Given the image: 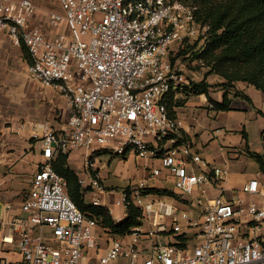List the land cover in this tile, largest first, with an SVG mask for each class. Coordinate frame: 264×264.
I'll return each mask as SVG.
<instances>
[{
    "label": "built area",
    "instance_id": "built-area-1",
    "mask_svg": "<svg viewBox=\"0 0 264 264\" xmlns=\"http://www.w3.org/2000/svg\"><path fill=\"white\" fill-rule=\"evenodd\" d=\"M57 1L62 13L45 14L61 31L46 35L30 29L34 0H0V31L28 49L30 75L57 90L71 111L62 131L22 128L40 142L45 162L21 214L0 222V264H264V182L255 177L242 188L259 205L225 198L228 169L203 159L183 131L178 107L169 106L181 82L171 54L207 38L209 26L197 20V9L184 0ZM77 150L86 152L92 191L103 190L99 153L133 154L160 161L184 201L150 193L154 186L146 181L131 183L121 195L125 217L116 222L126 220L131 205L144 222L112 237L77 208L53 168L60 154ZM161 177L156 168L149 180ZM210 188L219 194L213 197ZM91 204L105 207L98 198Z\"/></svg>",
    "mask_w": 264,
    "mask_h": 264
},
{
    "label": "crops",
    "instance_id": "crops-1",
    "mask_svg": "<svg viewBox=\"0 0 264 264\" xmlns=\"http://www.w3.org/2000/svg\"><path fill=\"white\" fill-rule=\"evenodd\" d=\"M34 4L37 12L30 21V29L38 30L46 35H54L60 32L61 29L50 26L48 17L45 14V11L62 13L60 3L57 0H34ZM30 63L31 58L28 49L24 45H14L9 35L0 31V145H4L3 148H0V166L3 165L4 159L9 160V155L15 156L13 160L14 167H11L13 174L11 175L16 180L21 179L20 177L23 176L20 172L16 173L15 170L22 161L18 158L21 150L25 147L24 145H32L34 150L37 148L42 157L40 142L31 141L28 132L22 129L24 125L45 124L56 131H62L66 128L71 114L66 101V107H62L60 102L56 104L54 98L53 112L50 113L54 117L53 122H50V124L45 123L47 112L40 105H44L46 97L44 91L34 87L35 79L27 72ZM8 85L11 86V89H7ZM237 90L248 96L253 105L241 97H237L234 98L233 103L235 110L217 112L211 110V104L207 97L202 95L197 97L199 101L190 98L184 106L178 107L176 112L182 123L183 131L194 141L195 147L199 150L203 159L208 163L228 169L229 173L222 184V187L226 190L225 198L230 199L234 191H239L240 199L250 202L255 198L244 194L242 192L243 186L255 177L264 182V173L252 157L253 154H264L262 139L264 117L259 114V112L264 113V93L244 83H238ZM223 94V92L219 93L218 97L214 99L222 101ZM229 97L233 99L232 94ZM57 110H59L60 116H58ZM63 115L66 116L65 121L60 118ZM31 120L35 122L29 123ZM85 154V150L73 151L69 155L68 162L71 169L79 176L80 183L86 191V199L91 204L96 197L95 191L90 189L92 178L85 169ZM105 157H109L108 170H106L107 167L103 162ZM114 159L120 160L117 163L116 170L111 169ZM98 160L101 166L97 164ZM127 161H131L134 164L133 168L136 170L144 165L145 170L140 171V176L143 179L146 177L149 179L152 171L149 166L154 163L152 159H141L133 154L124 159L115 158L107 153L97 155L96 170L100 175L101 184H106L111 189L110 193L114 191L112 187H117L112 176L119 178ZM78 162L83 163L81 171L76 166ZM137 162L140 163V166L136 165ZM41 164H38L36 172ZM252 164H255L256 168L251 172ZM156 168L162 169V177L160 181L155 182L154 188L172 190L174 179L170 172L158 165L154 166V169ZM132 181V183H136L143 180L134 179ZM164 183H169L171 187L164 185ZM128 186L125 185L122 188L119 207L112 208L106 204L104 198L101 199L115 221L125 217L126 209L121 204V195ZM29 191L23 190L17 183L0 187V205L2 207L0 222L10 221L21 214V207ZM210 191L213 197L220 192L212 188H210ZM89 195L91 199L88 198ZM176 202L183 203L178 200Z\"/></svg>",
    "mask_w": 264,
    "mask_h": 264
},
{
    "label": "trees",
    "instance_id": "trees-1",
    "mask_svg": "<svg viewBox=\"0 0 264 264\" xmlns=\"http://www.w3.org/2000/svg\"><path fill=\"white\" fill-rule=\"evenodd\" d=\"M186 4L195 7L197 20L209 26L205 44L187 41L180 50L188 49L195 52V58L207 62L212 72L226 80L223 100L217 101L210 95V85L206 83H191L185 87L187 99H175L180 92H172L169 106L182 107L192 96L205 95L212 105V110L227 112L235 110L234 98L241 97L249 104L252 100L237 90L238 83L255 87L264 93V0H184ZM202 46V47H199ZM187 54V52H183ZM183 91V92H184ZM233 95V99L229 95ZM192 95V96H191ZM189 96V97H188ZM264 117V113L259 112ZM264 143V132L262 134ZM260 170L264 173V154L252 155ZM69 155L60 154L53 162L54 170L67 181V193L77 208L86 216L95 219L112 237L130 233L133 228L144 222L141 209L131 205L127 210V218L117 223L105 207H93L86 199L77 173L69 166ZM150 193L158 196H168L178 201H184L174 190L149 188Z\"/></svg>",
    "mask_w": 264,
    "mask_h": 264
},
{
    "label": "rangeland",
    "instance_id": "rangeland-1",
    "mask_svg": "<svg viewBox=\"0 0 264 264\" xmlns=\"http://www.w3.org/2000/svg\"><path fill=\"white\" fill-rule=\"evenodd\" d=\"M185 2V1H184ZM84 41H88L90 38L89 37H85L82 38ZM187 45L185 47V51L187 52V54H183V49L179 50V51H175L171 54V61L173 66L176 68L177 74L179 75V77H181V82H180V88L179 91L176 95H175V99H181V100H185L187 99L186 93H185V87H189L191 85V83H206L207 85H210V95L212 98L218 97L219 93L224 91V88H226V86L228 85L226 80L223 79L221 76H219L218 74L212 72V68L210 66H208L207 62H203L202 60H198L195 58V52H197V50L199 49H195L194 51H191L190 49H188ZM194 46V41H192V43L190 44V47ZM202 47V46H199ZM27 72L30 75L29 72V67ZM32 77V76H31ZM34 87L44 91L45 94V102L44 105L41 104L40 106L43 107L44 110H46V114H47V118L45 120V123L50 124V122H53L54 117H52L50 115V113L53 112V104H54V98H55V102L56 104L60 102V104L62 105V107H66V102L64 100V98L56 91L54 90L52 87L47 86L39 81L34 80ZM7 89H11V86H7ZM184 91V92H183ZM192 96V95H191ZM189 97V96H188ZM198 96H192L190 98L195 99L196 101H199V99L197 98ZM170 99V98H169ZM42 109V108H41ZM40 109V110H41ZM58 116H60V112L59 110L56 111ZM51 116V117H49ZM62 120H66V116L63 115L62 117H60ZM49 120V121H47ZM35 122L34 120H31L29 123H33ZM43 132L40 131V136H42ZM34 141L35 140H32ZM4 145H0V148H3ZM24 149L21 150L19 158L20 163L19 166L16 167V173L20 172L21 179L16 180L13 178V172L11 171V167H14L13 164V160L15 159V156L13 155H9V160L10 162H8L9 160H3V165L0 166V187H4V186H8V185H12L14 183H17L20 185V187H22L23 190H30V183L32 181V179L34 178L35 172L37 170V166L40 163H44L45 160L41 157L39 151L37 150V148H35L32 145H24ZM108 160L109 157H105L103 162L106 165V170L109 169L108 167ZM118 161H120L119 159H114L112 161L111 164V169L112 170H116L117 168V163ZM154 162V163H153ZM153 164H150V170L154 169L155 165H158L160 167H162V164L160 163V161L158 160H153ZM97 164H99L101 166L100 161H97ZM140 163L137 162L136 165H139ZM143 165V164H142ZM77 168L79 171L82 170L83 168V163L82 162H78L76 164ZM140 166V165H139ZM134 164L131 163V161H127L125 163V166L123 168L122 175L117 178L116 176H112V179H114L117 187H112L114 189L113 192L110 193L109 187L106 184L102 185L103 190L99 191L97 189H95V197L98 199H103L105 200L106 204L109 205L110 207L114 208V207H119L120 203V194L122 191V188L125 185H130L133 181L132 180H143L146 181L147 183H149L150 185L154 186L155 182H152L148 179V177H146L145 179H143L140 176V171L145 170V166H140L136 169L133 168ZM256 168L255 164L251 165L250 171L252 172L254 169ZM14 182H13V181ZM164 185L171 187V185L169 183H164ZM232 198L235 202L240 200V196H239V191H234L232 193ZM89 199H91L90 195L88 196ZM253 203L259 205L260 204V199L255 198L252 200ZM261 206V205H260ZM1 205H0V213H1ZM1 218V217H0ZM147 226V225H146ZM9 258L11 260H16L17 256L15 255H9Z\"/></svg>",
    "mask_w": 264,
    "mask_h": 264
}]
</instances>
